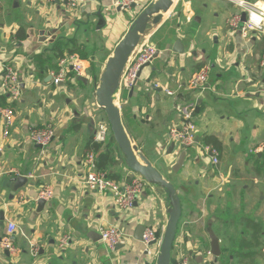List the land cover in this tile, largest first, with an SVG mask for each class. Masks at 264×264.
<instances>
[{
	"label": "crops",
	"instance_id": "0c3cea01",
	"mask_svg": "<svg viewBox=\"0 0 264 264\" xmlns=\"http://www.w3.org/2000/svg\"><path fill=\"white\" fill-rule=\"evenodd\" d=\"M47 2L0 0V67L2 63L11 64L22 80L20 98L13 102L6 99V104L0 106H10L14 112L6 137L0 115V210L4 213L0 240L5 236L8 222L16 225L10 236L16 250L11 253L0 246V264H155L144 256L142 244L134 236L140 223L155 227L158 235L163 236L170 208L167 193L160 186L147 184L134 207L120 212L108 194L99 195L85 188L83 155L93 149L97 158L98 152L88 141L92 136L94 139L98 121L94 120L88 99H72L77 107L74 110V106L69 107L58 98V88L54 85L63 83H53L51 73L55 69L51 64L56 60L50 50L58 37L75 38L77 46L88 56L79 58L84 65L82 75L77 77L69 72L65 81L69 80L71 86L75 78L82 87L91 83L96 88L107 59L132 20L152 0H144V5L130 13L118 10L115 0H78L73 10L67 7L70 11H64L56 3V9H51L54 17L51 22L43 15ZM237 12L243 11L234 0H172L170 8L161 12L160 21L149 26L145 34L158 49L156 57L141 71L134 89L122 90L125 97L122 98V92H116L123 124L133 143L174 184L181 201L170 262L184 253L190 264H254L255 258L262 254L259 244L264 236V184L259 179L264 178V65H261L264 35L243 36L238 30L230 29L228 19ZM101 19H105L106 26L101 27ZM20 26L25 30L23 39L16 35ZM46 32L52 36L41 41V35ZM158 35L160 43L154 41ZM176 39L184 43V53L172 51ZM47 58L52 60L46 61ZM203 66L215 71L214 78L209 73L208 88L202 92L184 90L181 95H187L195 107L199 104L196 113H202L198 124L194 121L201 133L196 132V145L202 140L204 146L216 147L207 142L208 136L220 143L216 147L219 161L211 167L204 150L202 157L196 156L194 148L181 149L175 142L171 153L164 156L173 142L168 132L181 122L174 110V102L181 98H171L165 91L177 88L178 83L186 84ZM2 74L0 70V96L6 95ZM212 110L215 115L208 118ZM47 123L53 124L54 137L42 148L31 141L29 131ZM111 136L108 133L107 142ZM113 146L119 161L107 170L117 175L115 180L129 181L136 173L124 166L115 141ZM181 150L186 152V158L177 172L170 168L164 171L153 160L162 154L172 167ZM225 154L228 156L219 168ZM198 157L205 168H199ZM234 164L237 167L233 168ZM214 171L233 180L221 187L218 196L223 198L217 202L212 200L216 195L213 185L205 179ZM247 172L254 173L250 182L244 178ZM19 175L26 177L27 183L10 199L4 178ZM45 185L51 187L53 194L40 206L36 196ZM209 223L219 239L218 257L210 253L206 233ZM257 223L259 232L254 230L258 226L253 227ZM114 224L130 235L125 249L115 250L116 253L101 238L93 240L89 236L90 231L99 233V227ZM62 235H67L70 243L59 248L58 239ZM252 235H259L257 244L251 247L257 253L251 259L244 258L243 253L249 247L241 242L250 240Z\"/></svg>",
	"mask_w": 264,
	"mask_h": 264
},
{
	"label": "built area",
	"instance_id": "2783aa9c",
	"mask_svg": "<svg viewBox=\"0 0 264 264\" xmlns=\"http://www.w3.org/2000/svg\"><path fill=\"white\" fill-rule=\"evenodd\" d=\"M50 3L66 4L71 7H75L78 4V0H47ZM144 0H115L114 5L119 7L121 11H131L133 9H139ZM155 0H152L154 2ZM239 3L242 11L246 12V19L242 21L241 12L233 14L228 19V26L232 30H238L243 36L249 34L262 33L264 35V11L258 6V2H264V0L256 2H248L244 0H234ZM146 2V1H145ZM134 5V8H132ZM143 38V39H142ZM139 44L134 48L133 52L128 57V60L122 70L119 79V88L117 91L122 90L131 91L135 88L140 73L144 67L150 64L155 55L158 53L157 47L151 43L146 35H143ZM261 65H264V53L262 56ZM84 65L79 57L75 54L65 55L58 60V70L51 73L54 84L64 83L68 78V73L72 72L75 76H81L84 71ZM68 69H70L68 71ZM2 87L4 93L7 95V99L11 102L16 101L20 96V85L22 80L20 79L19 72L9 63H2ZM209 80V66H203L192 74L186 84H176L175 89H166V94L171 98L180 97L181 100L174 102V110L181 118V122L178 125H173L168 135L170 139L175 141L182 148L192 147L196 140L197 126L193 120V110L195 107L194 102L190 101L188 96L181 95L186 91H198L202 92L208 88ZM116 104L120 105V98L116 97ZM96 106L100 108L98 102H95ZM0 115L4 121L3 136L6 137L9 134L10 127L14 121V112L10 106L0 107ZM110 126L106 119L100 118L97 123V128L94 133V140L96 142H106L108 133H110ZM31 141L40 145L42 148L47 146L54 137L53 124L47 123L43 126H34L29 131ZM204 154L209 156L210 164L216 165L219 161L220 153L218 149L212 145H205L203 147ZM83 165L85 167V176L83 185L89 191L95 192L99 195L108 194L114 201V206L120 212L127 211L134 207L137 197L141 193L142 189L148 182L139 174L131 176L129 181L119 182L113 178H110L107 172L96 168L95 150L88 149L83 155ZM52 189L50 186L45 185L40 188L37 193L36 200H48L52 197ZM16 231V225L10 221L7 224L5 236L0 240V246L3 249L13 253L16 248L10 240V236ZM101 235L102 242L107 246L110 251H115V246L122 243L126 244L130 235L118 225L101 226L98 229ZM162 236L158 235L157 230L153 226H145L142 232L141 244L144 251V256L153 259L156 263V259L159 254L160 244ZM70 243V239L67 235H62L58 239L59 248L67 247ZM37 251V249H35ZM170 264H190L187 254L179 253L178 256Z\"/></svg>",
	"mask_w": 264,
	"mask_h": 264
},
{
	"label": "water",
	"instance_id": "95a60500",
	"mask_svg": "<svg viewBox=\"0 0 264 264\" xmlns=\"http://www.w3.org/2000/svg\"><path fill=\"white\" fill-rule=\"evenodd\" d=\"M171 4L172 0H155L154 2L149 3L132 20L128 31L116 45L112 55L107 59L104 69L101 72L99 83L95 88L96 101L106 116L112 137L118 150L121 152L126 168L144 177L148 184L162 187V189H164L167 193L170 208L160 244L159 254L155 264H170L172 245L181 216V201L174 184L168 179V177L161 173V171L152 164L146 155L138 150L137 145L133 143L132 137L128 134L123 124L120 107L114 100L116 92L119 88V79L128 57L133 52L134 48L139 44L142 36L148 32L149 26L157 24L161 19V12H166L170 8ZM132 8H134V5H132ZM117 9L119 10V7H117ZM241 16L242 21H244L246 19V12L243 11ZM49 36H52L50 32L43 33L40 40H47ZM172 51L175 53H184V43L180 39H176ZM198 110L199 104L195 107V113L198 112ZM197 141L198 138L195 140L193 146L196 145ZM174 142L175 141L171 143L169 149L166 151V155L163 151L164 156H168L171 153L174 147ZM38 146L40 147V145ZM180 148L185 149L182 147ZM185 158L186 152L181 150L175 165L170 167L171 171L177 172L178 169L182 167ZM164 160L165 159L162 158L163 162H165ZM4 182V184L10 189L11 194L9 195V198L11 199L14 193L27 183V179L26 177L19 175L10 177L9 179L4 178ZM38 203L42 206L44 200L40 199L38 200ZM3 219L4 213L0 210V225L3 224ZM144 228L145 225L143 223L138 225L137 234L134 236L135 239L141 241ZM206 233L210 244V253L215 257L220 256L221 249L219 239L212 230L210 223L207 224ZM89 236L93 240L101 238V235L95 231H90ZM123 246L124 245L120 243L115 246V250H118Z\"/></svg>",
	"mask_w": 264,
	"mask_h": 264
},
{
	"label": "rangeland",
	"instance_id": "374dc122",
	"mask_svg": "<svg viewBox=\"0 0 264 264\" xmlns=\"http://www.w3.org/2000/svg\"><path fill=\"white\" fill-rule=\"evenodd\" d=\"M260 2H258V4H259ZM56 3H50V2H47L46 4H45V12H44V16L45 17H49V19H47V22H51V21H53L54 20V17H53V14L51 13V9L54 7L55 9H56ZM61 6V8L62 9H64V11H70L71 9L73 10L74 8H72L71 7V9L70 10H67V7H68V5H66V4H61L60 5ZM125 13H130V12H134V11H124ZM132 15L133 14H131V15H129V17H128V19L129 18H131L132 17ZM99 24L101 25V27H104V26H106V24H107V22L105 21V19H104V21H103V19H101V20H99ZM78 25H79V23H78ZM193 25V24H192ZM194 26V25H193ZM154 41H158L159 43H160V37H159V35L157 36V37H155V39H154ZM188 48V47H187ZM154 64H158V60H156L155 62H154ZM0 70H1V67H0ZM209 73H210V76H211V78H214V76H215V71H213V69H211L210 68V70H209ZM86 77V76H85ZM88 79H89V77H88ZM90 80H91V78H90ZM78 82V80L77 79H75L74 78V80H72L71 81V86L69 85V80L68 81H65L63 84H61V85H54V87L56 88H58V92H59V96H58V98L61 100V101H63L67 106H69V107H71V106H74V110H76L77 109V107H75L76 106V102L75 101H73L72 99H74V98H76V100H78V101H84L85 99H88L90 102H91V107H92V109H93V111H94V114H95V118H94V120L95 121H98L100 118H104V119H106V116H105V114H104V112L102 111V109H100V108H98L97 106H96V104L94 103V100H95V98H96V96H95V87L94 86H92V84L90 83V84H87V86H81V85H79V84H76ZM83 82V81H82ZM84 84V83H83ZM70 89L72 90L71 91V93H72V95H70ZM20 96H21V94H20ZM20 96H19V98H20ZM18 98V99H19ZM17 99V100H18ZM87 101V100H86ZM85 101V102H86ZM96 101V100H95ZM85 104H87V103H85ZM88 106V105H87ZM215 115V113L213 112V110L211 111V112H209L208 113V118H213V116ZM201 117H202V113H196V114H194L193 115V120L195 121V122H197V124H198V121H200V119H201ZM215 123H217V121L215 120L214 121ZM3 125H4V122H3ZM10 130H11V127H10ZM201 134L200 133V131H199V128L197 129V134ZM202 140H200L199 141V143L196 145V147L195 146H192V148H194V154L196 155V156H198L199 154H200V156L202 157V155H203V147H204V143H202L201 142ZM102 143H105V142H102ZM119 151V150H118ZM120 152V151H119ZM263 152H264V150H263ZM264 154V153H263ZM205 155V154H204ZM252 155V154H251ZM158 156V155H157ZM227 154H225V157L222 159H220V162H219V164H218V167L219 168H221L222 167V163H224L225 162V160H226V158H227ZM253 156V155H252ZM205 157V159H209L210 160V158H209V156H204ZM195 159H197V158H195ZM198 162L197 163H199L200 164V166H199V168H202L203 169V167H204V163L202 162V160H201V158H199L198 157ZM153 160H156L157 161V164L159 165V167L162 169V170H164V171H167V168H170L169 167V164H167L166 162H163L162 161V154L158 157V158H154ZM250 163H252V161H250ZM250 163L247 165L248 167H250ZM238 164L241 166V168L243 167L242 166V164L240 163V162H238ZM238 164H234L233 165V168H235V167H237V165ZM236 165V166H235ZM205 168V167H204ZM219 168H218V170H219ZM215 172V171H214ZM168 176H169V174H168ZM254 176V173H252V172H247V174L244 176V178H246L247 180H245V181H248V182H250L251 180H252V178H254L253 177ZM208 182H210L212 185H213V187H214V192H216V195L214 194V192H213V194H214V197L215 198H212V200L214 201V202H217L218 201V198H219V196L218 195H220L219 194V192H220V190H221V187L224 185V184H226L227 183V185H229V183L231 182V183H233V180H230V179H225L224 178V174L223 173H221V172H215V173H213L210 177H207V178H205ZM229 180H230V182H229ZM174 181V180H173ZM175 183V182H174ZM259 183H262V184H264V178H261L260 177V179H259ZM223 198V196L222 197H220L219 199L221 200ZM264 211V210H263ZM263 221H264V219H263ZM216 224H217V222H216ZM221 236H224V235H221ZM226 237H230V238H233V237H235V236H237V235H225ZM261 236H263V235H260V237ZM229 242V241H228ZM224 243H227V242H224ZM127 245H124L122 248H120V249H118V251H122V250H124L125 249V247H126ZM227 247V246H226ZM259 247H261L260 249V251L262 252V254H261V256H257L256 258H255V263L254 264H264V236H263V239L261 240V242H260V244H259ZM118 251H114L113 253H116V252H118ZM207 256L208 257H211V255L210 254H207ZM243 264H247L246 262L245 263H243Z\"/></svg>",
	"mask_w": 264,
	"mask_h": 264
},
{
	"label": "trees",
	"instance_id": "16d2710c",
	"mask_svg": "<svg viewBox=\"0 0 264 264\" xmlns=\"http://www.w3.org/2000/svg\"><path fill=\"white\" fill-rule=\"evenodd\" d=\"M16 35L20 38L23 39L25 38V30L22 26H20L18 28V30L16 31ZM50 50L52 51L53 57L56 61L54 63L51 64V68L58 70V60L62 57L65 56V54H75L77 55L79 58H86L88 55L85 54L83 52V49H80L79 46H77L76 44V40L75 38H63V37H58L53 45L51 46ZM52 58H47L46 61H51ZM40 63H42L43 61H39ZM201 68V67H200ZM199 68V69H200ZM126 92L122 91V98L125 97ZM1 100H0V106H3L4 104H6V95H1L0 96ZM113 137L111 136V140H109L108 142L106 141L105 143L102 142H96L93 139V136L89 139L88 144L92 145L96 151L98 152L97 154V158H96V168L99 170H103L105 172H107L108 176L110 178L116 179L117 175L114 174L113 172H109L107 170L108 166H113L114 164H117L119 159L115 154V146H113ZM207 142L208 143H212L214 144L216 147L219 148L220 143L219 141L213 137V136H208L207 137ZM124 166L126 167L125 163H123ZM128 169V168H127ZM258 226L257 228H254V230H256V232H259V226L260 224H254L253 227ZM258 236L259 235H252L250 240H243L241 242V245H245L247 247H249V250L244 252V258H249L251 259L254 254L257 253V251H255L254 249H251V247H254L255 244H257L258 242Z\"/></svg>",
	"mask_w": 264,
	"mask_h": 264
},
{
	"label": "bare ground",
	"instance_id": "6f19581e",
	"mask_svg": "<svg viewBox=\"0 0 264 264\" xmlns=\"http://www.w3.org/2000/svg\"><path fill=\"white\" fill-rule=\"evenodd\" d=\"M258 6H260V9H262L264 11V2H260L259 4H257Z\"/></svg>",
	"mask_w": 264,
	"mask_h": 264
},
{
	"label": "flooded vegetation",
	"instance_id": "af4514ba",
	"mask_svg": "<svg viewBox=\"0 0 264 264\" xmlns=\"http://www.w3.org/2000/svg\"><path fill=\"white\" fill-rule=\"evenodd\" d=\"M212 165L210 164V167H211Z\"/></svg>",
	"mask_w": 264,
	"mask_h": 264
}]
</instances>
